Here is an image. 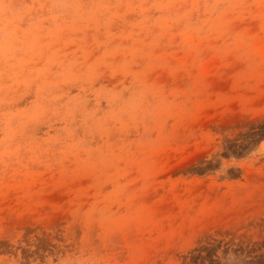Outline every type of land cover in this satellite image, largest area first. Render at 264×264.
Returning <instances> with one entry per match:
<instances>
[{
    "label": "rangeland",
    "instance_id": "1",
    "mask_svg": "<svg viewBox=\"0 0 264 264\" xmlns=\"http://www.w3.org/2000/svg\"><path fill=\"white\" fill-rule=\"evenodd\" d=\"M0 264H264V0H0Z\"/></svg>",
    "mask_w": 264,
    "mask_h": 264
}]
</instances>
